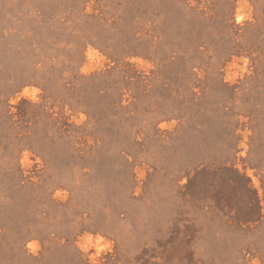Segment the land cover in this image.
<instances>
[{"label": "rangeland", "instance_id": "rangeland-1", "mask_svg": "<svg viewBox=\"0 0 264 264\" xmlns=\"http://www.w3.org/2000/svg\"><path fill=\"white\" fill-rule=\"evenodd\" d=\"M0 264H264V0H0Z\"/></svg>", "mask_w": 264, "mask_h": 264}]
</instances>
